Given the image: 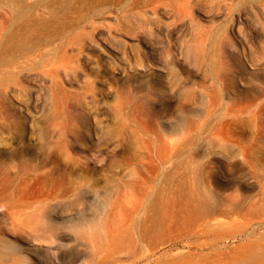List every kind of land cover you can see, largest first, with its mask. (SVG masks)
<instances>
[{"label":"rangeland","instance_id":"1","mask_svg":"<svg viewBox=\"0 0 264 264\" xmlns=\"http://www.w3.org/2000/svg\"><path fill=\"white\" fill-rule=\"evenodd\" d=\"M257 3L58 0L64 20L93 23L0 33V221L14 207L38 245L0 264H264ZM247 93L259 104L228 146L246 152L235 167L207 126ZM211 194L237 201L220 224Z\"/></svg>","mask_w":264,"mask_h":264},{"label":"bare ground","instance_id":"2","mask_svg":"<svg viewBox=\"0 0 264 264\" xmlns=\"http://www.w3.org/2000/svg\"><path fill=\"white\" fill-rule=\"evenodd\" d=\"M57 1L58 0H0V33L8 28H11L10 30H15L17 28L31 30L30 28H32V32H34L49 25H54V27L61 29H66L67 27L71 29H82L89 22L91 24L93 23L95 12L90 11L83 15L76 14L71 21L64 20L67 12H65L64 8L59 9L57 7ZM257 1L258 3L255 9L258 12L264 13V0ZM248 6L250 7V4ZM250 8L253 10L252 6ZM18 25L20 27H18ZM99 50L103 56L108 57V54L104 53L102 49ZM55 69L57 70L58 67L56 66ZM254 96L255 94L249 96L248 93L247 96L246 94H236L235 101L228 107V104H226L224 111L222 110V112L214 116L210 120V125L207 126L210 138H213L214 141L226 144V146L219 145V147L225 151V155L232 158L235 167H238L240 162L245 161L246 152L241 149L228 148V146H238L237 141L239 137L237 133L240 132V129H238L239 123L245 119L251 121L249 115H247V117L243 116V114L250 111V109L255 111L259 104L256 100L258 99L256 98L257 96ZM260 111L258 112L261 113ZM256 114L258 113L256 112ZM24 116L26 119L32 120V122L35 117L33 112H25ZM31 127L32 126L29 124L28 130H32ZM256 130L258 132V129ZM260 131L261 130H259V134H262L263 131ZM255 132L256 131H253L252 133L258 134ZM195 136L197 138V135ZM24 137L29 140L30 134H26L24 129H19V134H17V138L14 139H17V142L22 144ZM252 137H254L253 134ZM196 138H193V140ZM1 143L3 142L0 141V146ZM228 200L218 194L216 196L207 195L205 197V204L203 207L204 216L208 217L207 219L213 218L211 222L213 225L220 224V218L213 217L214 214H228L236 211L238 206L237 201L234 200L236 202H233L232 200V202H229ZM1 214L0 263L9 260L28 262L29 254L32 255V251L38 246L33 240L37 236L32 235V223L28 222L23 214L15 210L14 207L6 206ZM51 225L52 223H50V226ZM61 249V244H56L52 248H48L55 263L58 262L57 255L61 253Z\"/></svg>","mask_w":264,"mask_h":264}]
</instances>
